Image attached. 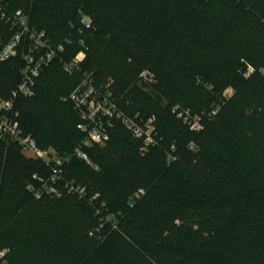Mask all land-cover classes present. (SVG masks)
Listing matches in <instances>:
<instances>
[{
    "label": "trees",
    "instance_id": "obj_1",
    "mask_svg": "<svg viewBox=\"0 0 264 264\" xmlns=\"http://www.w3.org/2000/svg\"><path fill=\"white\" fill-rule=\"evenodd\" d=\"M230 1L9 0L52 46L64 44V60L88 48L82 68L99 85L108 84L90 50L97 41L114 48V96L129 97L131 104L118 101L128 114L154 116L162 142L144 152L142 141L118 123L107 145L88 149L92 165L72 156L65 179L68 171L86 174L96 187L87 186L89 197L100 196L93 204L62 187L61 196L36 199L31 188L40 180L34 176L47 177L48 166L0 137V254L10 249L8 264H264V0H233L242 6L236 19L228 13ZM14 32L0 17L2 42ZM249 66L254 73L246 78ZM19 69L18 59L0 65V97H11ZM144 71L154 74L153 83L140 77ZM79 80L59 60L44 70L35 95L15 103L26 138L43 148L47 98L68 97ZM229 89L232 95L225 94ZM65 105L75 141L54 146L61 154L72 153L83 138L77 113ZM176 105L190 109L202 129L192 130ZM172 146L178 160L169 164ZM7 171L23 188L4 217ZM66 197L78 216L38 218L25 230L20 219L34 201L57 206ZM84 210L96 225L101 220L96 230L83 225Z\"/></svg>",
    "mask_w": 264,
    "mask_h": 264
},
{
    "label": "built area",
    "instance_id": "obj_2",
    "mask_svg": "<svg viewBox=\"0 0 264 264\" xmlns=\"http://www.w3.org/2000/svg\"><path fill=\"white\" fill-rule=\"evenodd\" d=\"M0 17L15 31L13 37L6 43H3L0 38L2 45L0 65L12 59L20 61L19 82L16 88L9 99L0 97V137L9 142L18 143L23 147L24 152L31 154L34 159L42 161L48 166L50 172L47 177L34 176L40 180L38 189L31 188L36 199L40 200L46 195L61 196V187H64L68 193L76 195L80 199H88L90 203L95 204L100 197L99 194L90 198L86 188L65 179L66 166L70 163L72 156L92 165L88 149L107 145L118 123L126 128L133 137L142 141L144 152L154 147H160L162 137L157 129L156 118L141 113L130 115L125 112L114 96L111 85H99L93 72L83 70L85 51H81L71 60H64L60 56V53L64 51V44L52 46L46 32L32 27L29 15L23 10H12L9 0H0ZM82 21L86 24L88 19L84 17ZM57 60L62 63L66 73L80 76L78 84L66 98V102L71 104L79 117L77 129L83 138L72 153L66 154H61L56 148L43 149L33 138H26L15 117L16 101L19 98L33 97L42 73ZM252 73H254V69L249 66L245 77L249 78ZM140 77L146 81L155 79L154 74L149 71H144ZM178 108H175V111ZM178 116L183 117L192 130L200 131L202 129L200 119L192 117L189 111L180 112ZM195 148V144L190 145L191 150ZM175 152V146L166 151L169 164L178 160ZM143 194L144 191L140 190L135 195L134 201L140 199ZM105 206L106 204L103 202L97 215Z\"/></svg>",
    "mask_w": 264,
    "mask_h": 264
},
{
    "label": "rangeland",
    "instance_id": "obj_3",
    "mask_svg": "<svg viewBox=\"0 0 264 264\" xmlns=\"http://www.w3.org/2000/svg\"><path fill=\"white\" fill-rule=\"evenodd\" d=\"M220 2L223 0H219ZM226 5V4H225ZM228 13L233 19H236L238 17V13L242 11V6L238 5L235 1L231 0L229 3V6L227 7ZM84 19V15L82 17ZM90 21L88 20L86 22V26H89ZM243 33L246 35L248 34L247 30H243ZM94 52L96 55L95 57L98 59L99 62V69L101 73L103 74V80L104 84H115L114 79L109 76L112 72H115L117 68V64L119 62V56L114 48L109 46L105 41H97L94 48L90 50ZM89 52V49H86V54ZM57 69H60L59 66ZM3 75L0 74V81H3ZM144 80V79H143ZM150 83H153V81H148ZM5 86V84H4ZM146 93H151L150 88L145 87ZM225 94H233V90L229 89L225 92ZM66 96H60L59 94H51L47 98L46 103V109H45V115L44 117V124L40 138L41 142L40 145L43 147V149H49V148H55L54 146L60 145L64 140L70 139L75 141V132L74 127L71 121L70 112L65 105L66 103ZM129 98V97H128ZM126 98V96L121 95L118 96V101L126 102V104H131V101ZM182 107V105H176L175 108ZM183 108V107H182ZM185 110V108H183ZM185 111H190V109H186ZM47 134L49 135L48 141H46V138L44 136ZM3 139V138H1ZM4 140V139H3ZM9 142V141H7ZM10 143V142H9ZM8 143V144H9ZM20 152L22 155L29 160H36L32 157L31 154L24 152L23 147L18 145ZM68 177L69 182H79L77 183L83 188L87 189V186H90L93 189H96L94 183L84 174L83 172H73L68 171ZM23 188V182L14 174L7 171L6 175V184H5V193L3 198V216H7V212L9 209V206L14 202L18 192ZM64 189V187H62ZM88 190V189H87ZM61 194L64 192V190L60 191ZM70 195V194H69ZM72 196V195H71ZM74 197V196H73ZM56 198V197H54ZM43 200H41L42 202ZM46 201V200H45ZM41 202L34 201L28 209L24 211L22 214V217L20 219V222L24 226H26L25 230L33 224L35 220L38 218L46 217L51 218L53 215H58L62 217L63 219L71 218V216H78L76 213L79 211H76L77 209L74 208V200L72 198H64L62 202L57 204V206H48L47 204H41ZM82 214L81 220L83 225H88L89 227H92L95 225V227L91 230L94 231L101 223V220L98 221V225L95 224L92 214L88 210L81 211ZM91 233L90 235H92ZM10 252V249H5L1 252L0 257V264H8V260L5 259V255H7Z\"/></svg>",
    "mask_w": 264,
    "mask_h": 264
}]
</instances>
